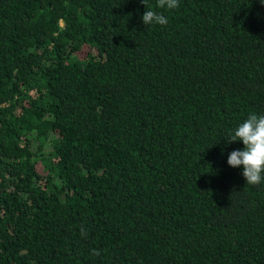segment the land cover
I'll use <instances>...</instances> for the list:
<instances>
[{
	"label": "trees",
	"instance_id": "trees-1",
	"mask_svg": "<svg viewBox=\"0 0 264 264\" xmlns=\"http://www.w3.org/2000/svg\"><path fill=\"white\" fill-rule=\"evenodd\" d=\"M145 2L0 0V264H264V0Z\"/></svg>",
	"mask_w": 264,
	"mask_h": 264
},
{
	"label": "clouds",
	"instance_id": "clouds-1",
	"mask_svg": "<svg viewBox=\"0 0 264 264\" xmlns=\"http://www.w3.org/2000/svg\"><path fill=\"white\" fill-rule=\"evenodd\" d=\"M142 2L146 5L145 0ZM156 7L173 10L179 7V0H156ZM146 9L142 15V22L146 26L167 24V17L161 12L151 10L147 5ZM225 138L226 143L242 141L244 145L242 150H233L228 155L227 163L233 168L243 166L242 175L247 184L257 185L264 182V115L249 114Z\"/></svg>",
	"mask_w": 264,
	"mask_h": 264
}]
</instances>
